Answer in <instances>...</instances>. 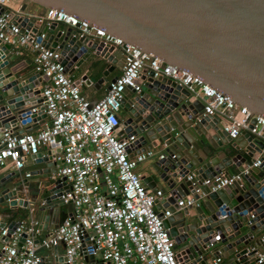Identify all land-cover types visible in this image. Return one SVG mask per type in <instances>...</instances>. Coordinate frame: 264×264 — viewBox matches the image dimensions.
Returning <instances> with one entry per match:
<instances>
[{
  "label": "water",
  "instance_id": "water-1",
  "mask_svg": "<svg viewBox=\"0 0 264 264\" xmlns=\"http://www.w3.org/2000/svg\"><path fill=\"white\" fill-rule=\"evenodd\" d=\"M24 1L44 10H61L100 28L165 64L198 76L251 113L264 116V0ZM24 8L22 4L20 11ZM12 18L21 30L37 35L36 41L59 53L66 73L84 68L90 53L96 56L76 80L82 89L112 82L117 76L108 79V75L123 65L114 53V45L88 34L79 35L77 25L52 21L36 26L33 17L18 14ZM17 55L11 44L0 41V136L4 130L20 134L23 129L18 128L19 124L32 123L41 114L34 112L23 118L22 112L36 107L42 110L41 83L47 77L28 68L29 61L22 62ZM100 59L106 63L101 77L94 79L89 74L101 66ZM140 80L139 91L124 89L120 102L124 117L119 122L124 133L134 136L126 148L128 157L133 147L141 152H161V157H154L149 164L153 176H142L141 181L167 194L170 215L162 223L177 250L176 257L186 258V264L203 263L195 256L208 253L221 257L224 264H254L255 250L264 247L259 239L264 233V152L258 157L260 163L249 167L232 184L211 190L214 181H203L215 175L230 176L232 164L237 172L247 168L263 143L245 131L229 138L221 128L220 117L202 115L203 101L192 98L171 78L153 76L142 68ZM231 148L236 151L234 155L230 154ZM53 155L52 150L46 155L37 152L29 156L34 162L46 164L45 169L28 172L29 176H40L37 184L45 194L44 204L37 207L43 216L39 225L42 232L47 229L50 211L63 204L59 196L64 178L50 175L60 164L52 161ZM32 195L28 181L18 171L4 172L0 176V219L12 216L17 207L28 208L37 200ZM185 196H192L196 204L178 207L176 202ZM71 209L67 203L66 212L56 214L55 219L70 218ZM15 225V220L7 225L0 220V229L6 228L0 247ZM23 237L22 233L18 240L21 242ZM83 258L86 264L94 263L93 254ZM39 264L66 263L64 257L54 256L50 262L48 256L41 257Z\"/></svg>",
  "mask_w": 264,
  "mask_h": 264
},
{
  "label": "built area",
  "instance_id": "built-area-1",
  "mask_svg": "<svg viewBox=\"0 0 264 264\" xmlns=\"http://www.w3.org/2000/svg\"><path fill=\"white\" fill-rule=\"evenodd\" d=\"M8 2L0 0V7L3 8L0 11V41L11 44L19 55L30 51L33 69L47 77L41 87L42 110L32 108L22 112L21 117L36 112L44 113L48 120L33 133L22 131L12 134L4 130L0 136V144L3 143L0 146V168L10 164L14 170L20 171L25 157L39 152L40 146L57 149L60 164L53 177L64 178V190L59 200L71 204L72 213L70 218L60 221L39 240L37 236H40L41 228L37 218L29 216L17 220L8 238L1 244L0 264H39L40 248L52 250L60 244L63 245L66 264H86L83 257L89 254H97L105 264H186L176 257L172 238L162 223V219L170 215L169 209H154L155 202L162 197L161 191L145 188L140 174L134 170L136 162L150 157L152 151L147 149L130 158L126 148L132 144L134 136L117 135L121 126L117 111L124 89L129 87L139 91L140 72L146 68L153 76L171 78L185 87L192 98L201 99L202 115L219 116L221 128L229 138L234 139L245 131L263 143L257 152L259 155L247 168L230 176L215 175L205 179L203 184L214 181L211 190L240 180L249 167L260 163L258 157L264 150V116L251 113L198 76L165 64L100 28L88 26L61 10L45 9L44 14L37 17L38 23L48 20L71 27L77 25L79 35L98 37L103 43L121 49V72L108 82L100 99L89 102L80 94L81 82L77 83V79L65 72L59 53L36 41L37 35L21 30L11 15L4 12ZM28 124H19V127ZM24 176L28 177L29 173L25 172ZM190 177L191 174L188 175ZM195 204L192 196H185L176 202L180 208ZM22 233L24 237L20 242L18 238ZM5 234L6 228H1L0 237ZM259 239L264 244V233ZM221 261V257H213L209 261H195L193 264H220ZM254 264H264V247L255 250Z\"/></svg>",
  "mask_w": 264,
  "mask_h": 264
},
{
  "label": "crops",
  "instance_id": "crops-1",
  "mask_svg": "<svg viewBox=\"0 0 264 264\" xmlns=\"http://www.w3.org/2000/svg\"><path fill=\"white\" fill-rule=\"evenodd\" d=\"M24 4L25 8L23 10V12L20 11L21 5ZM8 10V11H7ZM8 12L9 15H11V17H13L14 15H26L29 17H33L34 18V25L38 26L44 22H49L48 20H44L41 23L37 22V17L41 16L42 14H44V9L41 8L40 6L31 3V2H22L20 0H9L8 4L4 7V12ZM61 25H64L62 23H60ZM68 26V25H67ZM114 53L115 55L119 58L122 59V52L120 47L115 46L114 48ZM18 58L22 61V62H26L27 60L29 61V66L28 68H33L32 66V53L28 50L23 51L22 54H18L17 55ZM93 58H96V56L93 53H90L89 57L84 61V68L80 69V68H76L73 73H67L71 78L78 79L85 71L88 70L86 64ZM99 62L101 63V66L97 69V70H91L89 76L93 77L94 79H97L99 77H101L100 71L103 69V65L106 63L105 60L100 59ZM121 72V68H115L109 75H108V79L111 78L114 75H118ZM46 81H43L41 83V87L45 84ZM109 80L107 82H100L99 86L97 88L92 87L91 85L84 87V89H82L81 85L79 86L80 88V94L81 96L89 101V102H95L96 100L100 99L104 93L106 92V88H107V84H108ZM117 116L119 119L124 117V113L120 110L117 111ZM47 117H45L44 113H41L40 116L38 117L37 120H35L34 122L28 124L26 127L23 126H18V128L23 129V132L27 131V132H36L38 129L42 128V126H44L47 122ZM123 126L121 125L117 131V135L119 137H124L127 134L124 133L123 131ZM258 141V140H257ZM232 142V140L230 141ZM54 151V155H53V160L52 161H57L60 162L57 158L60 157L59 152L57 149H53L50 148L48 146H40L39 147V152L41 153V155H46V153L50 152V151ZM152 155L150 157H148L147 159L143 160L142 162H136L134 170L135 172H137L138 174H140V177L142 176H148V175H152L151 173V169L149 167V164L151 162V160L158 156L161 152L152 150ZM231 155H234L236 153V151H233V149L231 148ZM139 152H141L137 147H133L131 150V154H130V158H134L136 154H138ZM264 152V150L261 152V154ZM259 154L255 151L254 153V159L258 156ZM243 156L247 159H249L245 153L243 154ZM48 164H50V162H48ZM59 164V163H58ZM59 165H56V167H58ZM46 168V164L45 162H34L32 159L29 158V156L25 157V162L23 165V168L18 171L20 173L21 178H26V180L28 181L29 184V188L31 189V194L33 197L37 198V200L34 203H30L28 206V208H22V207H17L15 213L12 216H9L7 218H1L0 220H3L5 222V225H7L10 221L12 220H19L21 218H26L29 216L35 217L40 221L41 224V219L43 218V216L37 211V207L40 206V202L43 200V197L45 196L44 193H42L40 191V185L37 184V182L39 181L40 176H36V175H30L28 177L24 176L25 172H34L40 169H45ZM229 168L232 170L233 173L237 172L236 166L235 165H230ZM53 169V168H52ZM8 172V171H16L13 169V167L10 164H7V166L0 168V176L4 173V172ZM50 175L53 176V173H51ZM44 175H42L41 177L43 178ZM153 176V175H152ZM64 183L61 184V186ZM142 184L144 185L145 188L150 189V190H155L156 188H154L153 186H149L147 187L145 185V183L142 182ZM37 192V193H36ZM167 194H162V197L157 200L154 204V209L157 211L162 210L163 208H167V204H166V199ZM66 208H67V204L63 203L58 210H56L55 208L52 209L50 211L51 215L49 216L48 219V225H47V229L42 232H40V236H37L38 240L40 238L43 237V235H46L56 224H58L60 221L59 218H56V214L58 215L59 213H65L66 212ZM55 211V212H54ZM57 212V213H56ZM72 213V209L68 212V214L71 216ZM55 221H57V223H55ZM261 247H259L258 249H260ZM175 253L177 250H174ZM39 255L42 258H46V257H50V262H52V258L54 256H59V257H64V249H63V245H57L54 249L49 250V249H39L38 250ZM195 258H197V256H195ZM213 256L210 254H205V256H202L201 259L204 261H209L210 259H212ZM93 259H94V263L93 264H105L103 263L99 256L97 254L93 255ZM186 259V258H185ZM185 259H183L182 261H184ZM220 264H224V260L222 259Z\"/></svg>",
  "mask_w": 264,
  "mask_h": 264
}]
</instances>
